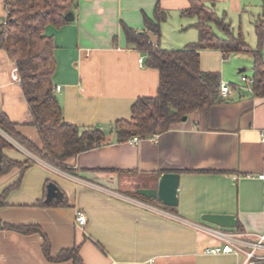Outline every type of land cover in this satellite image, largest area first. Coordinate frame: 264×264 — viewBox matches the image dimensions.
Instances as JSON below:
<instances>
[{
  "label": "crops",
  "instance_id": "obj_1",
  "mask_svg": "<svg viewBox=\"0 0 264 264\" xmlns=\"http://www.w3.org/2000/svg\"><path fill=\"white\" fill-rule=\"evenodd\" d=\"M211 1L217 6L218 1L207 0ZM227 1L241 12L249 4L259 8L256 0ZM157 2L177 14L189 5V0H77L74 20L59 28L46 26V34L54 38L53 83L62 86L56 94L65 120L102 127L107 142L68 159L70 170L33 158L20 185L7 191L0 205V264H74L72 259H49L41 233L21 232L3 223L40 225L53 256L79 246L84 264H242L244 252H205L218 241L199 227L216 225L202 216L235 215L240 227L233 229L252 240L264 231V184L252 176L264 169V96L247 90L241 78V84L233 83L234 75L227 73L230 66L244 65L239 71L247 70L245 62L227 64L229 56L220 50H202L201 68L221 72L232 92L154 138L137 144L117 139L113 123L130 118L135 100L155 95L159 86V70L146 65V54L128 43L123 23L144 29V15L153 17ZM6 15L5 0H0V18ZM195 23L185 30L198 31ZM194 31L186 40L197 38ZM151 38L169 49L162 46L161 36L151 33ZM239 53L243 52L233 54ZM15 66L0 48V106L23 135L40 145L21 82L12 78ZM28 151L33 153L23 145L4 149L18 160H25ZM159 171L181 174L175 211L136 191L156 187L158 179L155 183L151 178ZM19 173L15 167L0 176V196ZM50 184L55 186L52 196ZM79 209L87 216L84 226L76 221Z\"/></svg>",
  "mask_w": 264,
  "mask_h": 264
},
{
  "label": "trees",
  "instance_id": "obj_2",
  "mask_svg": "<svg viewBox=\"0 0 264 264\" xmlns=\"http://www.w3.org/2000/svg\"><path fill=\"white\" fill-rule=\"evenodd\" d=\"M76 2L77 0H5L7 15L0 18V48L7 52L18 68L32 122L42 143L39 145L23 135L17 129V123L0 106V142L3 147L0 176L15 167L20 168L18 179L0 196V205L5 193L20 185L25 170L34 162L30 156L25 160L8 156L4 149L18 147L8 136L42 160L65 170H70L67 166L68 159L107 142V133L102 127L79 126L67 122L54 90L53 76L57 68L55 43L53 36L46 34V26L53 24L59 28L68 24L70 21L67 20L66 13L76 6ZM211 2L212 4L207 0H189V5L181 10L182 15L197 18L194 25L199 31L198 39L184 48H162L152 40L151 33L159 38L161 24L168 18V10L159 2L155 6L153 17L144 15V29L138 30L123 23L128 43L146 54V65L159 70V86L155 95L140 96L135 100L130 118H120L113 123L119 141H128L134 135L146 139L161 134L192 111L210 107L223 100L221 72L201 68L200 55L204 49H218L224 57L238 52L251 53L254 57L252 91L264 96V20L255 22L258 44L252 47L241 33L235 34L227 14L219 15L214 2ZM154 175L151 179L156 183L160 171ZM168 207L176 210L175 206ZM2 225L25 233H41L44 237V252L49 259H72L74 264H84L79 246L64 249L53 256L50 240L38 224Z\"/></svg>",
  "mask_w": 264,
  "mask_h": 264
},
{
  "label": "rangeland",
  "instance_id": "obj_3",
  "mask_svg": "<svg viewBox=\"0 0 264 264\" xmlns=\"http://www.w3.org/2000/svg\"><path fill=\"white\" fill-rule=\"evenodd\" d=\"M217 6L216 10L219 15H222L225 13L224 11L228 12L227 19L230 20L232 25V30L235 32V34L241 33L242 36L245 38L246 42L249 43L251 46L256 47L258 44V36L256 32V28L254 27L255 18L262 17V20H264V0H256L259 2V8L256 4H249L245 10L237 11L236 9H233L229 6V2L227 0H216ZM1 14H3V9ZM181 11L179 14L169 11L168 18L162 22L161 24V42L163 47H169L175 48V47H184L185 44L196 41L198 39V31H194L191 28H188L185 30V28L188 27L189 23H192L193 21H197V18L194 16H181ZM184 29V30H183ZM196 32L197 37L195 40H186L191 33L190 32ZM184 44L183 43L184 41ZM251 59L252 64H249L248 60ZM234 60H239L245 62V66L247 67V70L245 71H239V67L233 68L230 66L228 68L227 73L230 74V76H233V78L230 80L233 83L241 84V75H249L253 76V57L250 53H239V54H231L229 58L226 59L227 64H230L234 62ZM229 83V81H228ZM7 135V134H6ZM35 155V154H34ZM37 156V155H36ZM38 158V156H37Z\"/></svg>",
  "mask_w": 264,
  "mask_h": 264
},
{
  "label": "built area",
  "instance_id": "obj_4",
  "mask_svg": "<svg viewBox=\"0 0 264 264\" xmlns=\"http://www.w3.org/2000/svg\"><path fill=\"white\" fill-rule=\"evenodd\" d=\"M6 23V22H5ZM144 61L143 57H140V62ZM12 78L14 81L21 82V77L18 73V68L15 66L12 70ZM241 80L246 84L245 88L249 91H252V86L254 83L253 76L242 75ZM62 86L57 85L54 87L55 91H60ZM232 86L230 83L222 81L221 82V95L223 97L228 96L232 92ZM8 136V135H7ZM156 136V135H154ZM154 136L150 138H154ZM18 146H22L17 143L16 140L12 139ZM260 139L263 144V160H264V129L260 130ZM141 138L137 135L132 136L129 141L132 143H139ZM30 157L39 159L33 153L28 151ZM260 179L264 184V169L252 175ZM76 221L81 226L86 225L87 216L83 209H79L76 212ZM205 233L209 234L215 238L218 242L207 246L205 252L209 254H219V253H235L240 254L241 252L245 253V259L242 264H256L260 261H264V231L256 234V239H249V234L242 233L234 230L233 228L221 227L219 225H207L202 224L199 226Z\"/></svg>",
  "mask_w": 264,
  "mask_h": 264
},
{
  "label": "water",
  "instance_id": "obj_5",
  "mask_svg": "<svg viewBox=\"0 0 264 264\" xmlns=\"http://www.w3.org/2000/svg\"><path fill=\"white\" fill-rule=\"evenodd\" d=\"M66 18L69 21L74 20V12L72 10L68 11L66 13ZM186 119L187 115L183 117V120ZM2 155L3 147L0 142V158ZM180 176V172L165 171L158 176V183L156 187H140L137 188L136 191L147 198H155L162 204L168 206H177L179 204L178 190L180 186ZM54 187V184L49 185L51 196L55 193ZM202 218L221 227L233 228L238 225V220L235 215L204 214ZM256 264H264V261H260Z\"/></svg>",
  "mask_w": 264,
  "mask_h": 264
}]
</instances>
